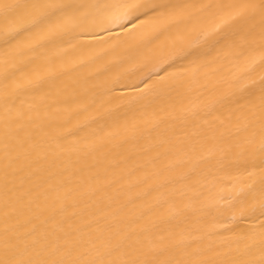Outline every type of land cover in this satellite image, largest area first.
I'll list each match as a JSON object with an SVG mask.
<instances>
[{
	"label": "bare ground",
	"instance_id": "6f19581e",
	"mask_svg": "<svg viewBox=\"0 0 264 264\" xmlns=\"http://www.w3.org/2000/svg\"><path fill=\"white\" fill-rule=\"evenodd\" d=\"M151 27L131 36L115 27L76 49L41 50L34 73L19 77L23 87L8 103L0 85V230L5 212L22 229L55 215L66 230L107 222L154 236L183 232L207 247L229 235L225 226L258 227L259 213L241 218L233 207L256 178L222 163L219 146L209 155L211 145L201 139L208 125L197 118L194 126L188 111L195 95L186 92L187 78L183 87L161 92L156 76L174 49L163 39L149 44ZM197 35L186 34L183 42ZM214 67L210 79L225 82L219 94L247 65L227 59ZM52 73L58 77L43 88L28 86V79ZM221 112L226 119L227 110ZM214 127L225 137L235 131L227 122Z\"/></svg>",
	"mask_w": 264,
	"mask_h": 264
},
{
	"label": "snow or ice",
	"instance_id": "6c2138e0",
	"mask_svg": "<svg viewBox=\"0 0 264 264\" xmlns=\"http://www.w3.org/2000/svg\"><path fill=\"white\" fill-rule=\"evenodd\" d=\"M149 24L148 43L163 39L174 49L156 76L161 92L183 87L187 78L186 92L195 95L188 111L194 126L197 118L208 125L201 139L211 145L209 155L219 146L222 163L235 164L256 178L241 189L233 207L239 208L241 218L259 213L258 227L237 231L225 226L229 235L221 233L218 244L202 247L200 240L183 232L154 236L146 228L107 222L87 228L69 225L66 230L55 215L22 229L10 224L5 212L0 264H264V0H0L3 99H14L23 87L19 77L34 73L41 50L76 49L80 41L99 39L101 32L111 33L115 27L131 36ZM195 33L196 39L183 42L186 34ZM227 59L243 61L247 68L227 82L228 91L217 94L225 82L210 78L217 72L214 65ZM57 77L52 73L28 79V86L38 90ZM201 79L208 82L199 84ZM221 109L227 110L226 119ZM226 122L235 131L217 135L214 126ZM12 163L5 165V181ZM63 201L61 212L67 197Z\"/></svg>",
	"mask_w": 264,
	"mask_h": 264
}]
</instances>
